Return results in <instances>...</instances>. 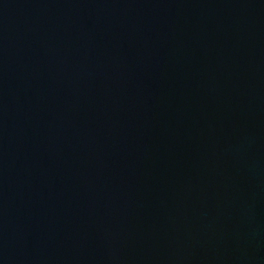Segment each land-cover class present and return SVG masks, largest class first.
Masks as SVG:
<instances>
[{"label": "water", "instance_id": "water-1", "mask_svg": "<svg viewBox=\"0 0 264 264\" xmlns=\"http://www.w3.org/2000/svg\"><path fill=\"white\" fill-rule=\"evenodd\" d=\"M0 264H264V0H0Z\"/></svg>", "mask_w": 264, "mask_h": 264}]
</instances>
